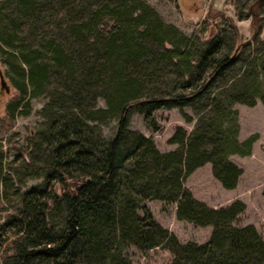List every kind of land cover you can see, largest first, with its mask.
I'll use <instances>...</instances> for the list:
<instances>
[{"label":"trees","instance_id":"1","mask_svg":"<svg viewBox=\"0 0 264 264\" xmlns=\"http://www.w3.org/2000/svg\"><path fill=\"white\" fill-rule=\"evenodd\" d=\"M196 39L148 0H0V59L17 92L0 118V264H134L130 246L167 248L168 264H264L263 235L238 222L245 201L213 206L185 185L211 162L225 188L237 186L243 168L229 155L251 153L257 135L239 138L234 103L264 102V62L229 75L240 60L231 36ZM41 97L27 156L6 171L7 119ZM171 107L194 121L170 136L175 149L130 127L139 112L156 130V110ZM148 199L176 203V217L211 225L210 237L181 241Z\"/></svg>","mask_w":264,"mask_h":264},{"label":"rangeland","instance_id":"2","mask_svg":"<svg viewBox=\"0 0 264 264\" xmlns=\"http://www.w3.org/2000/svg\"><path fill=\"white\" fill-rule=\"evenodd\" d=\"M156 7L162 16L185 33L194 35L197 44L204 43L216 34L228 35L232 38L233 59L240 58L230 69L229 75H238L241 65L257 66L264 62V0H148ZM240 56V57H239ZM0 70L4 73L5 67L0 59ZM259 70V67H258ZM5 74V73H4ZM9 85V92L0 96V118H5L6 102L16 95L9 78L5 76ZM260 87L264 90V74H260ZM262 92V91H261ZM261 96V95H260ZM45 98H32L28 113L18 114L14 121L7 119V129L1 133L4 136V164L5 170L20 162V158L27 156L29 137L39 127L41 108ZM103 103V101H100ZM239 112V138L246 139L252 134L257 138L253 142L251 153H231L229 158L243 168V173L236 187L228 189L214 176L212 163L207 162L196 168L185 179V185L193 194L208 204L220 206L229 204L235 199H242L246 208L239 215L240 224L253 223L264 238V102L256 97L254 105L243 102L234 103ZM185 111L194 114L190 107ZM158 129L149 127L144 115L134 112L130 118V127L152 136L162 151L172 150L176 143H170L169 138L178 126L191 130L194 121L185 119L178 107L160 108L156 110ZM105 135L111 136L116 129V121L103 124ZM23 152V153H22ZM39 182L31 178L24 185L27 189ZM57 190L63 189L56 185ZM145 204L152 210L154 217L165 227L173 231L181 241H206L211 234L212 226H196L187 220L176 217V203H167L159 199H148ZM127 253L134 264H168L172 253L164 247H154L147 252L140 251L136 246H130Z\"/></svg>","mask_w":264,"mask_h":264},{"label":"water","instance_id":"3","mask_svg":"<svg viewBox=\"0 0 264 264\" xmlns=\"http://www.w3.org/2000/svg\"><path fill=\"white\" fill-rule=\"evenodd\" d=\"M10 85L5 77V74L0 70V96L5 92H9Z\"/></svg>","mask_w":264,"mask_h":264}]
</instances>
